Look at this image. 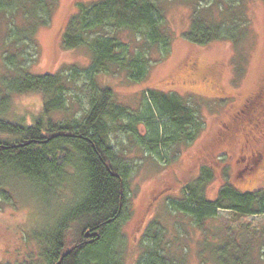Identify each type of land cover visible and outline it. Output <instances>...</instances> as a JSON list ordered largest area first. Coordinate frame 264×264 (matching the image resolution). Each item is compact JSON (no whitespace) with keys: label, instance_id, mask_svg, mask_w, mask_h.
Returning <instances> with one entry per match:
<instances>
[{"label":"trees","instance_id":"obj_1","mask_svg":"<svg viewBox=\"0 0 264 264\" xmlns=\"http://www.w3.org/2000/svg\"><path fill=\"white\" fill-rule=\"evenodd\" d=\"M162 1L87 0L75 4L61 43L67 49L86 48L91 59L86 74L91 86L88 107L76 115L70 114V100L71 87L80 77L77 68L43 74L27 69L28 56L37 54L36 31L49 25L58 0H0V174L23 177L43 195L57 193L63 180L72 177L79 193L76 203L55 219L49 231L33 234L37 260L22 264H59L61 256L60 264L121 263L124 235L120 229L128 219L127 179L134 166L117 152L111 134L120 130L129 135L135 130L136 118L121 123L128 109L110 87L98 86L94 75L115 70L139 81L152 63L153 48L162 56L169 52L172 33L159 5ZM192 1L190 22L182 33L191 44L221 39L238 44L247 37L249 19L243 0H210L202 9L196 0H188ZM26 48L33 52L27 53ZM33 92L41 96L38 112L30 121L10 119L14 95ZM146 92L149 96L142 105L151 136L146 148L138 143L141 155L146 157L147 151L150 154L161 145L189 143L196 133L192 128L196 112L190 104L175 93ZM212 174L209 167H202L198 177L182 187L181 198L166 204L168 210L189 215L197 225L219 209L238 216L264 214V188L240 190L225 182L214 199L206 198L204 188ZM3 185L5 181L0 180V187ZM153 224L158 228L157 222ZM86 231L89 237L84 236ZM164 232L155 236L146 229L137 264H164L160 245ZM226 258L217 262L234 263L231 256Z\"/></svg>","mask_w":264,"mask_h":264},{"label":"rangeland","instance_id":"obj_2","mask_svg":"<svg viewBox=\"0 0 264 264\" xmlns=\"http://www.w3.org/2000/svg\"><path fill=\"white\" fill-rule=\"evenodd\" d=\"M78 1L87 0H58L49 25L36 31L37 54L28 56L27 65L36 74L70 72L71 66L80 71L79 80L71 87L70 114L76 115L88 107L91 86L86 74L90 70V53L84 47L65 48L61 35ZM208 1L196 0V3L202 9ZM243 1L249 19L246 38L238 44L221 39L195 45L182 35L190 22L194 1L163 0L159 5L172 33L169 52L162 56L153 48L152 63L145 78L139 81H132L125 72L115 70L94 75L98 86L110 87L117 101L128 109L121 123L136 118L135 130L129 135L120 130L111 134L117 152L134 166L127 179L126 210L129 212L122 225L124 246L120 264H137L144 248L141 237L146 229L155 236L165 231L160 244L164 264H220L217 260L227 256L234 261L230 264H264V214L238 216L219 209L214 217L197 225L189 215L166 207L172 200L181 198L182 187L196 179L204 166L213 173L204 188L208 199H214L225 182L240 190L264 188V170L246 173L245 160L241 158L242 136L247 134L246 127L257 124L259 103L247 105L250 109L243 116L230 119L233 109L242 107L245 99L264 84V0ZM32 49L26 48L27 53H32ZM193 61L197 63L198 74L214 71L215 85L211 89L189 82L191 75L186 64ZM147 89L175 93L195 110L196 122L192 128L196 133L189 143L161 145L150 150V154L147 151L146 157L141 155L138 143L146 148L147 138L151 136L150 122L142 105L144 97L149 96ZM40 106L39 93L14 95L8 117L30 121ZM257 148L264 157V141ZM70 178L63 180L57 193L43 195L23 177L0 174V180L5 181L0 187V262L22 264L37 260L33 234L49 231L55 219L78 199L75 179ZM67 236L69 242L70 235Z\"/></svg>","mask_w":264,"mask_h":264},{"label":"flooded vegetation","instance_id":"obj_3","mask_svg":"<svg viewBox=\"0 0 264 264\" xmlns=\"http://www.w3.org/2000/svg\"><path fill=\"white\" fill-rule=\"evenodd\" d=\"M186 68L188 70V74L191 75L193 78H189V82L191 84H204L208 86V88H212L215 83H213V79L216 77L214 71L206 70L204 73L199 74L196 72L197 70V63L196 61H193L191 64H186ZM209 81H211L209 85ZM208 83V84H207ZM244 104H242L240 108L235 107L230 115L234 119L240 118L243 116V113L247 112L250 108H248L247 105H253V104H258L260 106V110L257 112L255 118L257 119V124H253L252 126L243 128L247 132L243 133V146H242V156L241 158L245 160V167L244 170L246 173L249 172H260L264 170V157L261 154V152L258 150L257 145L261 142L264 141V84H261V86H258V89L255 90L254 93H251L248 98L245 99ZM231 113V112H230ZM262 124V126H261ZM225 125H227L225 123ZM261 126V127H260ZM129 212V211H128ZM123 226L120 229L121 234H123Z\"/></svg>","mask_w":264,"mask_h":264},{"label":"water","instance_id":"obj_4","mask_svg":"<svg viewBox=\"0 0 264 264\" xmlns=\"http://www.w3.org/2000/svg\"><path fill=\"white\" fill-rule=\"evenodd\" d=\"M91 234L89 233V231H86L85 233H84V236L85 237H89ZM67 253V252H66ZM64 255V254H63ZM61 258H62V256H61ZM61 258L59 259V264H60V262H61Z\"/></svg>","mask_w":264,"mask_h":264}]
</instances>
